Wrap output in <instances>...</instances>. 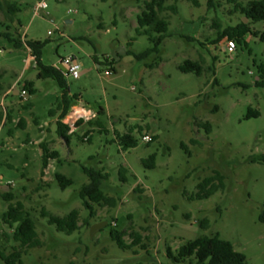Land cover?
I'll list each match as a JSON object with an SVG mask.
<instances>
[{"label": "rangeland", "instance_id": "rangeland-1", "mask_svg": "<svg viewBox=\"0 0 264 264\" xmlns=\"http://www.w3.org/2000/svg\"><path fill=\"white\" fill-rule=\"evenodd\" d=\"M0 1L21 5V22L11 24L10 31L24 40L44 42V63L53 65L68 55L82 63L88 71L67 77V82L72 95L98 111L88 122H75L69 141L62 138L51 111L57 108L61 87L53 79L37 77L27 47L15 48L1 38L0 85L6 89L16 82L21 90L34 81L36 89L26 100L8 96L12 106L0 129V185H9L16 201L31 212L43 242L24 254L23 264H199L176 261L169 252L176 257L187 241L216 234L246 255L245 264H264V163L253 161L264 155V88L256 85L264 42L248 34L234 53L226 50L227 37L212 43L218 37L215 23L224 30L248 21L233 2L216 0L211 8L208 0H166L162 16L170 22L171 35L159 55L145 59L154 67L141 75L140 61L115 67L113 57L128 52L130 41L138 53L152 45L147 36L136 33L138 15L149 0H47L48 8L39 15L33 10L37 0ZM0 21V31H6L2 11ZM251 27L263 30L264 22ZM187 59L203 64L201 75L179 70ZM107 64L117 72L107 75ZM250 109L260 115L246 118ZM116 131L131 132L138 145L124 150ZM145 134H152L153 140L144 142ZM42 143L59 152L46 180L40 173ZM152 155L153 162L148 160ZM83 166L110 174L105 191L118 198L116 207L95 205V216H89L79 196L89 183ZM122 166L128 169L127 182L120 178ZM56 173L73 184L63 188ZM216 174L224 177V187L197 199L199 184ZM2 192L0 187V248L9 253L18 243L7 237L13 229L4 214L12 202ZM43 208L60 216L78 209L80 228L71 235L57 231L42 216ZM204 219L208 226L202 224ZM102 221L108 224L91 238V226ZM124 231L126 248L112 235ZM135 235L140 243L131 245Z\"/></svg>", "mask_w": 264, "mask_h": 264}, {"label": "trees", "instance_id": "trees-1", "mask_svg": "<svg viewBox=\"0 0 264 264\" xmlns=\"http://www.w3.org/2000/svg\"><path fill=\"white\" fill-rule=\"evenodd\" d=\"M101 1L105 2L108 0ZM229 1L235 4V10L240 11L248 21L241 22L236 26H228L224 30H221L219 23H215L218 28V37L212 43L217 44L227 37L228 40H235L237 44H241L248 34H253L264 42V28L263 30L254 31L251 27V23L253 22H264V0H251L247 4H243L238 0ZM208 4L211 8L217 6L216 0H208ZM167 9L166 0H149L146 2L145 8L138 15L136 33L138 36H147L152 45L143 52L138 53L131 48L133 46L132 41L128 42V53L133 55L136 60L145 61V59L150 56L154 54L159 55L161 53V47L164 40L171 35L170 22L162 16V13ZM169 9L177 11L176 6H170ZM0 11L4 12L5 17L8 20V29L6 31H0V40L2 37L5 38L15 48H21L24 46L28 47L38 70L37 77L39 79H53L61 87L62 94L59 98L57 108L52 109L51 111L53 114H56L57 111L60 112L59 119L57 120L58 133L62 138L69 141L68 132L71 128L65 124L62 119L69 112L72 101L79 100L80 96L76 94L71 95L67 77L62 70L54 65L43 62L44 42L40 40H24L20 33L16 36L10 31L11 24H15L17 21L21 22L18 18V14L22 11L21 5L17 2L0 1ZM2 26L3 23L0 21V27ZM20 26L22 27V24ZM133 40H135V38H133ZM95 60L98 62L97 56H95ZM146 65L147 67H154L153 64L146 63ZM178 68L184 73H195L197 75H201L204 70L203 64L191 59H187L180 63ZM256 85L264 88V64L260 66V75L256 80ZM24 87L30 94L36 92L33 81L27 82ZM2 89L3 87L0 85V91ZM259 115V111L250 109L246 118L258 117ZM3 117L4 114L0 111V122ZM81 123L82 122L79 121L78 125ZM204 125L207 127L208 131H211V124L209 122H206ZM116 138L124 150L134 148L138 145V139L131 132L120 133L116 131ZM88 140L89 138L86 141ZM183 146H185V144H183ZM41 147L43 149V169H46L49 165L50 159L59 157V152L56 150L51 151L47 143H42ZM148 160L153 162L155 160V155L150 156ZM253 161L264 163V155L255 158ZM83 171L88 176L89 183L82 186L79 191V196L83 201L84 207L90 211L89 216H95V205L116 207L118 205V198L110 196L105 191V184L109 180L110 174L103 168L98 167L83 166ZM127 174L128 169L125 166H122L120 169V178L122 182L128 181ZM56 179L63 188L73 184L71 178H68L61 173H56ZM217 181H219V184H217ZM223 187L224 177L221 174L208 177L199 184V191L196 194V198H209L218 189ZM2 197L7 201L12 202L4 214V221L13 229L12 235L7 234V237L12 238V240L17 242L18 246H14L13 250L9 253L3 248H0V257L4 264H23L24 254L32 248L41 247L43 245L38 234L37 221L22 201H16V196L11 188L7 192H2ZM42 216L46 217L50 225H54L57 231L67 235L73 234L80 228V212L78 209L72 210L65 216H60L43 208ZM88 222L89 219L86 220V223ZM202 224L208 226L209 221L204 219ZM125 234L126 231L112 233L113 238L123 248L129 247L124 240ZM138 243H140V237L135 235V240L131 245ZM169 254L174 257L176 261L189 259L191 263L196 261L199 264H245L247 260V257L243 252L237 251L231 241L223 239L219 234L199 236L194 240H189L181 245L176 257L173 256L171 251Z\"/></svg>", "mask_w": 264, "mask_h": 264}, {"label": "crops", "instance_id": "crops-1", "mask_svg": "<svg viewBox=\"0 0 264 264\" xmlns=\"http://www.w3.org/2000/svg\"><path fill=\"white\" fill-rule=\"evenodd\" d=\"M69 22H72V21H69ZM26 47V46H25ZM28 48V47H27ZM28 50H29V55H30V57H29V61L30 60H33L34 61V58H33V56L31 55V51H30V49L28 48ZM112 58V57H111ZM114 59H115V62H116V64H115V67H116V65H118V64H121L122 62H129L130 64H133V59H135L134 57H133V55H130L128 52H127V50H124V51H121V52H117L116 53V56L115 57H113ZM113 58H112V60H113ZM96 61V60H95ZM35 62V61H34ZM97 62V61H96ZM54 66H56L57 67V65H58V61L57 62H55L54 64H53ZM138 68H139V71H140V74L142 75V74H144V71H145V69L147 68V65H146V63H145V61H140V64H139V66H138ZM88 70H83L82 71V73H84V72H87ZM115 72H117V68H115ZM37 75H38V73H37ZM34 82V81H33ZM34 85H35V82H34ZM20 89H17V87H16V82H14L13 84H11L10 86H8L6 89H2L1 91H0V107L2 108V109H0V111L1 112H3V114H4V117H3V119H2V121L0 122V129H1V127L3 126V125H5L6 124V121H7V119H8V116H9V113H8V110H9V108H10V106H12L11 104H9V103H7V98H8V96L10 95V94H15V95H17V96H20ZM72 95V94H71ZM81 96H80V99L79 100H74V101H72V103H71V107H70V110H69V112L67 113V115L62 119V121L65 123V124H67L68 126H70V130L72 131V128H74V124H75V122L77 123V125H78V122L79 121H81V122H88V121H90L93 117L95 118L96 117V115H97V112L98 111H95V110H93V109H91V108H89L88 106H84L83 104H82V100H81ZM102 110H104V109H102ZM56 117H57V119H59V116H60V112L58 113V112H56V115H55ZM82 124V123H81ZM79 126V125H78ZM40 147H41V145H40ZM49 147V146H48ZM49 149H50V147H49ZM51 150V149H50ZM51 151H54V150H51ZM43 156V149H42V147H41V157ZM53 159H50V161H49V165H48V167L46 168V169H42L41 170V177L44 179V180H46L47 179V175H46V173H48L49 172V169H50V166H52V163H51V161H52ZM3 177V176H2ZM0 186H3V185H0ZM10 190V189H9Z\"/></svg>", "mask_w": 264, "mask_h": 264}, {"label": "built area", "instance_id": "built-area-1", "mask_svg": "<svg viewBox=\"0 0 264 264\" xmlns=\"http://www.w3.org/2000/svg\"><path fill=\"white\" fill-rule=\"evenodd\" d=\"M48 8V3L47 0H37L33 4V10L35 15H39L42 11L46 10ZM237 49V43L235 40H227V46L226 50L229 53H234ZM106 62H112V58L106 57L105 59ZM57 68L62 70L64 75L66 77H74L78 78L81 76L82 71H83V65L82 63L77 60V58L74 55H68L63 58L58 62ZM106 74L107 75H112L115 73V68L113 65H108V69H106ZM20 97L22 100H26L29 91L23 86L20 90ZM88 137H85V140H87ZM153 140V135L152 134H145L143 136V141L146 143H149Z\"/></svg>", "mask_w": 264, "mask_h": 264}, {"label": "water", "instance_id": "water-1", "mask_svg": "<svg viewBox=\"0 0 264 264\" xmlns=\"http://www.w3.org/2000/svg\"><path fill=\"white\" fill-rule=\"evenodd\" d=\"M0 187H2V189L4 190V192H7L10 189V186L9 185H4V186H0ZM107 224H108V221H102V222L94 223L91 226L90 237L93 238L94 235L96 234V232H98L101 228H103Z\"/></svg>", "mask_w": 264, "mask_h": 264}]
</instances>
